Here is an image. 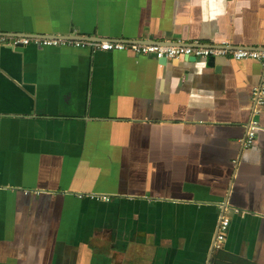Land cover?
I'll list each match as a JSON object with an SVG mask.
<instances>
[{"label": "crops", "instance_id": "crops-1", "mask_svg": "<svg viewBox=\"0 0 264 264\" xmlns=\"http://www.w3.org/2000/svg\"><path fill=\"white\" fill-rule=\"evenodd\" d=\"M0 35L262 49L264 0H0ZM262 72L0 43V264H264Z\"/></svg>", "mask_w": 264, "mask_h": 264}, {"label": "built area", "instance_id": "built-area-1", "mask_svg": "<svg viewBox=\"0 0 264 264\" xmlns=\"http://www.w3.org/2000/svg\"><path fill=\"white\" fill-rule=\"evenodd\" d=\"M12 36L7 38L0 35V43H5L11 48H19L30 44L38 43L40 46H57V47H79L90 48L103 51H132L138 55H154L158 59L166 58L168 60L178 59L180 57H196V58H212L225 57L229 60H247L255 59L261 61L263 72L261 83L253 91V100L255 108L252 112L251 121L245 136L242 139L243 150L248 148L254 141L259 130L260 107L264 106V49H255L245 46L237 49L211 46L203 44H182V45H166L164 43H148L141 41H120L115 39H77L71 36ZM239 159L234 160L235 164L239 163ZM87 198H95L99 200H109L110 197L102 195L86 194ZM231 217L227 213L221 216L217 231L212 245V252L216 253L223 247L226 235L230 226Z\"/></svg>", "mask_w": 264, "mask_h": 264}, {"label": "water", "instance_id": "water-1", "mask_svg": "<svg viewBox=\"0 0 264 264\" xmlns=\"http://www.w3.org/2000/svg\"><path fill=\"white\" fill-rule=\"evenodd\" d=\"M252 48H255V49H261V48H257V47H252ZM262 49H264V47H262ZM190 60H196L197 58L196 57H188ZM167 60L168 59H166V58H163V59H160V61H162V63H165V62H167ZM210 259H211V257H210Z\"/></svg>", "mask_w": 264, "mask_h": 264}]
</instances>
